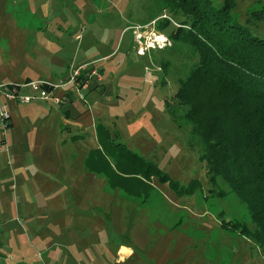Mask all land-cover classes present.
I'll return each mask as SVG.
<instances>
[{"label":"rangeland","instance_id":"1","mask_svg":"<svg viewBox=\"0 0 264 264\" xmlns=\"http://www.w3.org/2000/svg\"><path fill=\"white\" fill-rule=\"evenodd\" d=\"M43 1L46 2L43 7L35 0H25L21 5H25L27 16H32L43 8L56 10L58 14L52 21L74 31L76 39L64 54H53L51 64L50 59L44 62V69L40 71L39 77L43 76L51 84L60 86L63 83L60 75L65 74L66 79L67 74L69 76L73 70L84 67L85 71L81 75L93 84H98L96 94L83 100L86 110H78L75 106V113L82 114L75 125L68 126L69 131L60 130L62 118L57 123L58 117L55 115L59 109L54 104V112L49 103L52 115L47 119V125L41 127L46 129L45 139L49 144L42 156L58 166L54 176L66 181L65 177L70 172L66 174L62 169L65 162L70 170L76 171L84 155L97 149L95 128L100 125L108 130L110 139L124 145L144 162H152L162 174L179 186H185L191 180L199 183V190L194 194L176 198L166 184H159L154 179L153 194L148 203L137 205L123 198L124 206H149L154 211L165 206L168 208L163 210L165 215L159 223L156 214V218H151L148 222L142 220L141 216L131 221L135 226L128 231L108 226L105 245L98 237L96 241L90 242L96 263L161 264L171 257L174 259V254L182 248V264H264V253L253 243L219 229V220L243 223L250 231L252 226L248 222L244 205L234 195L227 193V189L219 181H215L214 186L207 183L203 163L199 159L200 148L189 141L187 124L178 121L176 125L164 110V100L170 101L176 90L177 79H182L190 66L189 63L182 62V51L178 57H168L167 54L157 52L159 49L165 51V48H169L171 42L167 37L177 28L179 16L170 17L159 8L154 9L149 0ZM225 1L233 4L230 13L232 22L246 26L256 38H264V18L257 22L249 19L250 24H246L248 12H264V0H210L215 8L221 7ZM3 9L0 3V12ZM136 33L140 35L138 45L134 38ZM165 40L168 41L167 46ZM146 43L150 45L145 46ZM143 44L145 49H142ZM140 47L142 51L138 54L137 49ZM59 61L66 62L61 65ZM162 64H167L164 70L161 68ZM90 70L95 72L98 80L96 77H88ZM31 74L32 72L17 74L9 81L21 83L26 75ZM57 77L60 79L58 83L55 81ZM2 86L4 83L0 80V87ZM29 89L26 90L30 93ZM40 91L38 89V92L28 96H36ZM22 92L23 90L16 97L7 99V92L0 89V107L5 105L8 113L13 104H22L16 99L23 97ZM81 103L82 100L80 103L76 102L80 109ZM174 114L179 117L180 109L174 108ZM9 133L7 127L0 129V264H86L81 260L77 262L65 259L74 253V248L67 249L65 242H55L49 252L43 253L47 249L40 234L36 233V219L26 217L30 209L26 213L19 211L20 215L16 208L14 210L15 206H24L25 203L41 206V195L33 185L37 183L38 176L45 177L48 174L39 173L35 156L37 144L42 139L40 129L32 126L28 131H13V157L15 144H22L19 148L20 157L12 160ZM74 137L77 139H73ZM5 158L7 163L4 162ZM12 161H16L19 168L13 173L18 174L16 178L11 177L14 166ZM48 180L54 182L51 178ZM94 187L96 189L99 185L95 184ZM61 190L58 188L55 193ZM56 194H53V199ZM66 204L65 197L64 205ZM4 206L8 207L9 213L3 212ZM169 206H182L184 210L181 214L180 210H173ZM107 210V207L100 206L101 212L107 213ZM123 212L127 211L124 209ZM62 215H67V212L63 211ZM181 216L182 241L170 243L164 237V229H177ZM6 224L11 225L5 227ZM97 229L103 234L101 223L92 221L90 231L93 233ZM121 242L131 245L134 256L117 263L113 247ZM100 247L105 250L101 252L98 250Z\"/></svg>","mask_w":264,"mask_h":264},{"label":"trees","instance_id":"2","mask_svg":"<svg viewBox=\"0 0 264 264\" xmlns=\"http://www.w3.org/2000/svg\"><path fill=\"white\" fill-rule=\"evenodd\" d=\"M149 1L154 9L179 16L177 28L167 37L169 48L157 52L178 57L182 51V62L190 64L185 76L177 79L170 101L164 100V110L176 125L187 124L189 141L200 148L207 183L214 186L219 181L234 195L252 226L250 231L243 223L219 220V229L245 238L264 253V38L230 20V1L218 8L210 0ZM262 18V10L248 12L246 24ZM40 87L51 91L44 84ZM5 89L19 90V86L5 85ZM176 107L179 117L174 114ZM95 136L98 148L87 153L84 167L103 174L109 187L144 200L152 178L177 197L199 190L194 180L179 186L152 162L110 139L100 125Z\"/></svg>","mask_w":264,"mask_h":264},{"label":"crops","instance_id":"3","mask_svg":"<svg viewBox=\"0 0 264 264\" xmlns=\"http://www.w3.org/2000/svg\"><path fill=\"white\" fill-rule=\"evenodd\" d=\"M24 1L25 0H0L1 8L3 9L4 6L6 8V10L4 8L2 12H0V80L4 83V86H19L18 94L23 90L21 93L23 97L37 92L31 88L29 89V84L33 83L44 84L50 87L51 91L49 92V98L46 102L42 101V103L30 104L15 103L11 106L8 112L9 120L7 125L10 130L9 152L11 160L14 157H20L19 148L22 142L20 144H15L16 147L13 150L14 157L11 154L14 146L13 131H28L29 127L32 126L39 128L42 139H40V142L37 144L38 148L35 156L38 160V169L40 168V171H42H39V173L45 175V172L48 176H38L37 183L33 185L41 195V206H30L28 203H25L26 205L24 206H15L14 210L16 208V212L19 214V211L26 213L30 209L29 212L26 213V217L36 219V233L40 234L42 242L45 243V248L47 249L44 250L43 253L49 252L50 247L55 242H65L67 244V249L72 250L71 247L74 248V253H71L69 257L65 258L66 260L77 262L81 260L82 263L86 262V264H94V262L95 264H103L100 261L96 263L97 259H94L95 256L91 253L90 242L96 241L98 237L99 240L102 239L104 241L105 245V242L108 240L106 234L108 226L111 225L117 227V229H121V231L123 229L128 231L132 226H135L130 222L138 219L140 216L142 220L145 219V221L148 222L151 218H156L157 214V222L159 223L165 215L163 210L167 209L168 206H165L163 209L160 208L158 211L149 209V206H137L140 205V203L146 204L150 200L153 194L152 180L155 178L149 181L151 188L145 200L128 196L118 188L109 187L103 174L90 172L84 167V161L89 151L84 155L81 165L76 171L70 170L69 165L65 162L62 169L65 170L66 174L68 171L70 172L67 177H65L66 181L54 176L56 169L59 168L54 162L42 156L49 142L45 139L46 129H42L41 127L47 125V119L52 115V109L54 111L53 105L55 104L59 109L58 113L54 111L56 117H58L56 122L59 123L60 117L62 118L60 130L69 131L68 126L75 125L76 120L82 114L81 112L75 113V106L78 110H86V104L83 100L90 95L96 94L98 84L96 82L93 84L90 80L85 84L86 78L81 75L83 71L73 82L70 81L71 73L69 76L67 74L66 79L64 78L65 74L60 75V79L63 80L60 86L51 84V82L46 81L43 76L39 77L40 71L44 69V62L50 59L51 61L49 64H51L54 58L53 54H59L61 52L64 54V51L76 38L74 37V31H70L69 28L59 26L58 23L52 21L58 14L56 10L53 11L43 8L34 15L27 16L25 5H21ZM35 2L39 3L40 7H43V3H46L45 1L42 2V0H35ZM64 62L66 61H59L61 65H63ZM27 72H32V74L26 75L21 83L9 81L14 75L26 74ZM33 73L37 75H33ZM59 77L55 80L57 83L60 80L58 79ZM27 88L30 90V93L26 90ZM82 93L85 94L82 95ZM81 100L82 109L79 108V105H76V102L80 103ZM49 103H51L53 107L50 106ZM23 137L25 138L24 135ZM73 139H77V137ZM4 162L7 163L6 158ZM12 162L14 166L11 177L16 178L18 174L13 175V173L19 168L16 166V161ZM50 178L54 180V182L48 180ZM95 184L99 185L96 189L94 187ZM58 188L62 190L56 194L55 192ZM53 194H56L55 199H53ZM174 196L176 198H181L177 197L175 194ZM65 197L67 200L66 205H64ZM123 198L128 200L127 202H135L137 205L124 206V204H122ZM100 206L107 207V213H105V211L101 212ZM169 207L176 211L180 210L181 214L182 210H184L182 206ZM7 208L4 206L3 212L9 213ZM124 209L127 212H123ZM63 211H66L67 215L63 216ZM139 211H141V213ZM138 212L140 215H138ZM156 212H159V214ZM50 213H52L53 216L49 215ZM19 215L18 218L20 217ZM14 216H16V213ZM179 219L180 224L177 226V229L174 228V230H172L171 227L164 229V237H166L170 243L175 240L182 241V216L179 217ZM92 221H96L98 224L101 223L105 232L103 231V234H101L97 229V231L92 233L90 231V224ZM8 225L11 224H6L5 227ZM157 226L160 227L162 224H157ZM7 229L11 230L10 228ZM96 233H98V235H94ZM113 249V256L116 258L117 263H122L134 256V251L130 244L121 242L114 245ZM98 250L102 252L105 248L103 249L100 247ZM181 250L182 248L178 253L174 254V259L173 257L168 260L165 258L164 260L166 261H163L161 264H182ZM107 257L106 259H108Z\"/></svg>","mask_w":264,"mask_h":264},{"label":"built area","instance_id":"4","mask_svg":"<svg viewBox=\"0 0 264 264\" xmlns=\"http://www.w3.org/2000/svg\"><path fill=\"white\" fill-rule=\"evenodd\" d=\"M140 35L138 34H135L134 35V38H135V41L137 42V45L139 44V40H140ZM166 41V46H167V43L168 41ZM150 45V43H146L145 46H148ZM164 47V46H163ZM142 49H145L144 48V44L142 46ZM141 47L139 49H137V53L139 54L141 51H142ZM82 71H85V68L84 67H81V68H77L75 70H73L71 72V75H70V81L73 82L75 81V79H77V77H79L80 73ZM88 77L91 78V77H96L97 80H98V77L96 76L95 72L93 70H90L88 72ZM87 81L86 80V83L87 84ZM30 85V88L32 90H36L38 92V89H40L41 91L36 95V96H25V97H21V98H16L20 103L22 104H28V103H32V102H35V101H46L48 98H49V93L44 90V89H41L40 85L42 84H39V83H33V84H29ZM0 89H2L4 92H7L5 94V98L7 99H12L13 97H16L17 96V93H18V90H6L5 89V86H2L0 87ZM8 120H9V115L8 113L5 111V105L1 106L0 107V129H4L7 127L8 125ZM8 128V127H7Z\"/></svg>","mask_w":264,"mask_h":264}]
</instances>
